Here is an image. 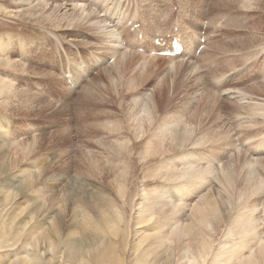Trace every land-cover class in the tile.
Returning a JSON list of instances; mask_svg holds the SVG:
<instances>
[{"label":"rangeland","instance_id":"374dc122","mask_svg":"<svg viewBox=\"0 0 264 264\" xmlns=\"http://www.w3.org/2000/svg\"><path fill=\"white\" fill-rule=\"evenodd\" d=\"M89 1L91 0L85 2ZM249 1L251 4L244 7L243 0H99L98 3L103 6H99L98 16L105 18L104 23L113 31L115 39L109 43L110 38L105 37L93 14L84 13L83 19L79 21V12L63 16L60 7H47L25 17L16 12L9 13V10L18 9V0H0V7L8 10V13H4L0 8V37L9 41L8 56L11 61V66L0 64V134L4 133L9 138L8 141H0V238L5 241L13 238L8 243L10 245L0 248V264H6L10 255L27 250L24 243L28 239L24 234L19 243L13 246L14 233L12 236V230L9 227L7 230L1 229V225L4 222L9 224L12 215L22 207L25 212L16 223L28 220L32 208L41 203L40 197L33 198L37 194L35 192L21 193L7 202L2 201V187L14 181L18 184L16 180L22 178L30 182V191L34 186H40L47 163L45 157L49 153L56 160L60 159L58 164H53L55 171L68 168L76 174L78 158L86 151V147L102 152L105 144L112 139L110 131L100 126L105 119L104 115L121 123L122 134L135 143L128 201L141 193L143 187L152 190L164 184L159 177L153 178L152 175L162 165L165 156H160L159 152H154L152 156L145 154L152 132L149 128L153 125L155 130L154 127L161 119H178L183 125L190 126L191 139L206 134L209 140L205 142H209L217 134H233L232 154L227 156L223 153L222 164H228L227 169L233 172L228 173L231 180L225 182L233 180L235 185L222 184L225 194L218 193L223 198L219 203L224 210L221 217L230 211L231 215L225 224L221 223L223 232L216 238L214 249H218L225 241L223 233L230 218L233 219L238 214L236 212H240L247 204L258 208L256 216L264 217V193L260 194L264 188L257 195L248 191L245 199L239 193L244 190L242 184H245L248 177L253 178V181L264 180V0ZM127 21L140 24V31L136 35ZM110 24H117V28ZM190 33H194L196 38L199 36L197 39L205 50L199 49V45L193 58L184 52L186 48L176 57L158 54L159 48L154 45L157 35L166 38L170 43L169 47H172L174 39L184 40ZM140 34L144 38L142 41L138 39ZM70 37L76 38V43L71 46L65 40ZM111 43H120L116 44L120 48L117 47L118 56L109 49ZM2 56L0 53V57ZM66 57L76 64L88 62L87 69L91 72L88 76H83L80 84L69 83L71 78L65 77L64 73L70 64ZM228 88L232 92L224 94ZM231 93L235 95V99H230ZM239 93L242 95L238 98ZM144 105L149 106L156 120L148 122L137 117L135 113L143 110ZM245 115L249 119L247 123ZM244 118L246 121H241ZM239 120L241 123H237ZM140 125L143 126L142 133L139 131ZM97 132L104 133L103 136L100 134L104 138L96 135ZM139 134H144V138L137 140L136 136ZM14 140L21 148L13 145ZM222 143L224 141L219 140L215 146L200 145L191 151L201 154L205 152L212 156V161H216L215 157L222 155L218 154L221 151L215 147ZM60 147L68 152L64 159L60 157ZM146 156L148 157L144 159ZM31 164L38 165L31 169L35 174L33 180L23 176V171L28 172ZM245 165H248L247 168ZM220 168L218 163L219 172ZM232 187L235 190H231ZM236 195L242 198L238 199ZM247 199L250 200L246 201ZM245 201L247 204L243 206ZM119 203L121 205L122 201L119 200ZM130 205L128 203L125 207V216L129 220L132 213ZM260 205L263 206L262 209ZM260 218V224L264 226V218H261L262 221ZM262 226L260 231L264 234ZM30 227L33 228L32 225ZM127 233L128 236L123 241L124 249L132 244V234L129 230ZM119 255L122 254L119 252L117 256ZM128 259L132 264L134 256L130 253ZM108 261H111V257ZM71 264H76V261L72 259Z\"/></svg>","mask_w":264,"mask_h":264},{"label":"bare ground","instance_id":"6f19581e","mask_svg":"<svg viewBox=\"0 0 264 264\" xmlns=\"http://www.w3.org/2000/svg\"><path fill=\"white\" fill-rule=\"evenodd\" d=\"M60 1L56 2L55 0V2L48 3L44 0H18L20 4V6L17 7L18 9L9 10V13L12 14L16 12L21 14V16L30 17L32 16V12L44 10L47 7H60L63 11V16H70L79 12V21L83 19L84 13L93 14L96 16V21L99 27H101V31L104 32L105 37L110 38L109 43L115 40L112 35L113 31L104 23L105 18L102 19L98 16L100 12L99 6L102 5L98 3L99 0L98 2L96 0H91L89 2H85L87 0ZM250 4L251 2L249 0H243L242 6L246 7ZM2 11L8 13L6 8H2ZM216 14L218 15V13H215V15ZM209 23L212 22L209 21ZM218 24L219 23H217V25ZM110 26L116 27L117 24H110ZM208 26H210V24ZM121 35L123 36L122 33ZM198 37L197 35V38ZM197 38L194 33H190L188 36L184 37V40L179 38L176 39V41L182 46V50L186 48L184 52L190 55V58H193L194 54L197 53L196 47H199V45L201 46ZM75 39L74 37H70L65 40L68 45L71 46L76 43ZM120 39L121 37L119 40ZM137 41L138 40L135 38V42ZM116 44L112 45L111 43V46L109 45V49L114 55L118 54V46H116ZM121 45L123 46V44ZM9 46V41L6 42L0 37V53L3 55L0 57V64L6 66H11V61L8 56ZM93 47L95 46L93 45ZM206 47L207 46H205V48ZM123 49L127 51V49ZM166 49L173 50L172 47H167L160 48L159 52ZM124 50L122 51L125 52ZM119 52H121V50H119ZM177 55L178 53L175 57ZM68 57L71 58L69 55ZM68 57L66 58L70 64L64 75L67 78L70 77L74 85L80 84L83 80V76L85 74L88 76L91 72L90 69H87L88 62L81 60V63L76 64V62L72 63ZM170 59L173 60V58ZM229 91H231L230 88H228L227 92L224 90L222 92L229 95ZM236 92L234 93L235 95ZM235 95L231 93V97L229 96L230 99H235ZM241 95L242 93H239L238 98ZM135 114L144 121L151 122L156 120L147 105H144L143 110ZM240 115L241 114H239V116ZM246 115L244 117H246ZM104 118L100 126L102 125L105 129L110 131L109 135L112 139L109 138L110 142L105 144V150L102 151L103 153L100 152V150L96 152V149L86 147V151L78 158L77 167L75 166L77 168L76 174L72 173L68 168L67 170L55 171L53 164H58L60 159L57 157L58 159L56 160V157L52 153L47 152L49 154L45 157V162L47 163L45 168L43 167L45 173L42 181L40 180L42 182L39 183L40 186L36 185L30 191V182H26V179L22 178L16 180L19 182L18 184H15V181L12 180L14 181L13 183L2 187L3 196L1 197L2 201L5 202L25 192H35L37 194L34 195L33 198H41V203L32 208L28 220L16 223L19 216L25 212L24 207H22L12 215V221L9 222V224H4V222L1 225V229L7 230V227H9V229L12 230L11 235H15V240L12 242L13 246L19 243V239L22 235L26 234L28 236V239L24 243L27 250L24 249L17 254L10 255L6 264H71L72 259L76 261V264H117L118 260L119 264H130L128 259L130 253L134 256L132 264H264V234L260 231L262 225L259 221L261 215L256 216V211L258 209L256 206H248L246 201L250 199H247L243 203V206L245 203L247 205L244 206L240 212L236 210L238 214L235 215V217L233 216V219L230 218L231 221H229V224H226L227 226L223 233L225 241L219 245L218 249H214L216 238L219 234L222 235L221 223L225 224L230 217L229 215H231V211L225 215L223 214V220L221 221L223 209L220 207L219 203L223 198L220 196L221 194L218 195V193L225 194L224 191L226 190L222 184H229L228 186L235 185V181L233 180L225 182V180H231V176L228 175V173L232 174L233 172L227 169L226 165L228 164H222V158L224 157L223 153L227 156L232 154L234 146L232 144L234 143L231 139L234 138L231 137L233 136L231 132L217 134L211 141L205 142L209 140L206 134L197 139H191L190 126L188 124L183 125L178 119H173L171 121L161 119V122L159 121L158 124L156 123L157 126L154 125L155 130L152 128L153 125H151L149 130L151 129L152 132L147 141L148 146L146 147L145 154H150L152 156L154 152H159L161 153L160 156H165L162 160V165H160L157 172L152 175L153 178L159 177L164 184L152 190H147L143 187L141 193H137V195L131 198V201H128L131 173L133 171L132 158L134 156L135 143L122 134L121 123L112 118H107L105 115ZM250 119H252L251 116ZM240 120L237 121V123H241L245 118ZM248 121L249 119H247L246 123ZM242 124L241 126H243ZM140 126L139 131L142 133L141 128L143 126ZM244 127L247 126L244 125ZM123 129L122 127V130ZM100 134L98 133L96 135L99 136ZM112 134H115V136H112ZM110 136L106 135V137ZM144 136V134H139L136 136V139H143ZM4 139L7 140L9 138H7L6 135L4 136V133L0 134V141ZM96 139L93 138L92 140ZM47 140L49 141V139ZM219 140L224 141V143L215 147L221 151L218 154L222 155V157L219 155L216 156V161H212L214 159L210 154L205 152L201 154L191 151V149L200 145L208 146L211 144L215 146L219 143ZM12 143L20 147V144L16 140ZM98 143L102 144L103 142ZM3 144L5 143L3 142ZM60 153L62 159L68 154L67 150L63 147H60ZM147 157L148 156L143 158L146 159ZM210 161L211 163H209ZM218 163L221 167L220 172L218 171L219 168L217 169ZM223 165L225 166L223 167ZM37 166L31 164L30 167H28L29 169L26 168L28 172L23 171V176L29 180H33L35 174L31 169ZM154 170L155 169H153V171ZM41 174L42 173H40V175ZM40 175L36 176L40 177ZM233 178L234 177H232V179ZM248 178L244 181L245 184H242L244 190H240L242 189L240 188V192L238 191L241 193L240 195H244L243 199H245L248 191L250 194L254 193L257 195L258 191L264 188L263 179H256V181H253L252 177V179ZM10 187H12V190H10ZM251 187L253 188L251 189ZM232 188L231 190H235ZM238 192L235 193L238 194ZM226 193H228V190ZM261 193L263 194L264 191H260V194ZM259 196L260 195H258V197ZM236 197L239 199L241 196L238 197L236 195ZM232 198L234 200V197ZM119 200L122 201L121 205ZM242 200H240V202ZM128 203L132 206L130 220L126 219L125 216V207ZM235 206L236 205H234V207ZM260 206L262 209L263 206ZM261 218L263 219L264 217ZM261 218L260 220L262 221ZM100 222H104L105 224H101ZM13 225L15 227H13ZM31 225L33 228L30 227ZM106 227L107 230L105 229ZM128 230L132 234V244L129 248L124 249L123 241L128 236ZM12 239L13 238H10L8 241H5L0 238V248H4L5 245H10L8 243ZM29 248L31 251H29ZM119 252L122 255L117 256ZM109 257H111V261H108ZM120 257L123 258L120 259Z\"/></svg>","mask_w":264,"mask_h":264}]
</instances>
